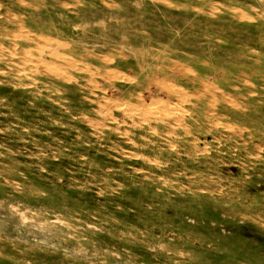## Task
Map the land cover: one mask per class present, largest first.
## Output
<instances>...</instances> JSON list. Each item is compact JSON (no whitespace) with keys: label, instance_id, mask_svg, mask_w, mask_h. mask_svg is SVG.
<instances>
[{"label":"rangeland","instance_id":"rangeland-1","mask_svg":"<svg viewBox=\"0 0 264 264\" xmlns=\"http://www.w3.org/2000/svg\"><path fill=\"white\" fill-rule=\"evenodd\" d=\"M0 264H264V0H0Z\"/></svg>","mask_w":264,"mask_h":264},{"label":"bare ground","instance_id":"bare-ground-1","mask_svg":"<svg viewBox=\"0 0 264 264\" xmlns=\"http://www.w3.org/2000/svg\"><path fill=\"white\" fill-rule=\"evenodd\" d=\"M216 4H217V3H216ZM66 5H67V4H66ZM28 8H29V6H28ZM218 13H219V12H218ZM19 20H20V19H19ZM32 35H33V34H32ZM41 36H42V35H41ZM40 38H41V37H40ZM24 39H25V38H24ZM35 39H36V38H35ZM41 39H42V38H41ZM12 40H13V39H12ZM43 40H44V39H43ZM46 40L49 41L48 38H47ZM55 40H56V39H54V41H55ZM40 41H41V40H40ZM44 41H45V40H44ZM47 41H46V42H47ZM56 41H58V40H56ZM29 42H30V41H29ZM37 42H38V41H37ZM58 42H59V41H58ZM61 43H62V42H61ZM46 44H47V43H46ZM51 44H52V41H51ZM59 44H60V43H59ZM43 45H44V44H43ZM52 45H53V44H52ZM60 45H61V44H60ZM46 46H47V45H46ZM66 46H67V44H66ZM29 49L31 50V49H34V48H29ZM57 51H58V50H57ZM174 51H175V50H174ZM39 52H40V54H42V53H41L42 51H39ZM24 53H25V52H24ZM24 53H23V55H24ZM53 53H54V52H53ZM26 54H27V53H26ZM52 55H53V54H52ZM58 55H59V54H58ZM60 55H61V54H60ZM24 56H26V55H24ZM1 57H2V56H1ZM30 58H31V57H30ZM44 58H45V56H44ZM52 58H54V57H52ZM99 58H100V57H99ZM104 58H105V57H104ZM36 59H38V58H36ZM24 60H25V59H24ZM22 61H23V60H22ZM36 62H37V60H36ZM36 62H35V63H36ZM39 62H40V61H39ZM64 62H65V61H64ZM111 62H112V61H111ZM37 63H38V62H37ZM41 63H42V62H41ZM66 65H67V64H66ZM175 65H176V64H175ZM40 66H41V65H40ZM68 66H69V65H68ZM176 66H177V65H176ZM46 67L48 68V66H45V69H46ZM69 67H71V66H69ZM33 68H34V66H33ZM39 68H40V67H39ZM41 68H42V67H41ZM174 68H175V67H174ZM34 69H35V68H34ZM178 69H179V68H178ZM185 70H186V69H185ZM36 71H37V70H36ZM45 71H47V70H45ZM156 71H158V70H156ZM181 71H182V69H181ZM181 71L178 70L179 73H180ZM92 72H93V71H92ZM111 72H112V71H111ZM111 72H110V73H111ZM113 72H114V71H113ZM158 72L160 73V71H158ZM190 72H192V71L190 70ZM40 73H41V72H40ZM89 73H90V72H89ZM107 73H108V71H107ZM114 73L116 74V72H114ZM114 73H113V75H114ZM182 73H183V72H182ZM58 74H59V73H58ZM111 74H112V73H111ZM214 74H215V73H214ZM221 74H222V73H221ZM107 75H109V74H107ZM117 75H118V74H117ZM103 76H104V74H103ZM103 76H102V77H103ZM119 76H120V75H119ZM146 76H147V75H146ZM61 77H62V76H61ZM92 77H93V76H92ZM95 77H96V76H95ZM111 77H112V75H111ZM129 77H130V76H128V78H129ZM131 77H132V76H131ZM131 77H130V78H131ZM100 78H101V76H100ZM103 78H104V77H103ZM106 78L108 79V77H106ZM61 79H62V78H61ZM65 79H66V77H65ZM109 79H110V78H109ZM125 79H126V78H125ZM158 79H159V78H158ZM160 79H161V78H160ZM57 80H58V79H57ZM62 80H63V79H62ZM67 80H68V79H67ZM110 80H112V79H110ZM113 80H114V79H113ZM117 80H118V79H117ZM132 80H133V79H132ZM132 80H131V81H132ZM149 80H150V79H149ZM163 80H164V79H163ZM165 80H166V79H165ZM121 81H122V80H121ZM126 81H127V80H126ZM131 81H129V82H131ZM147 81H148V80H147ZM63 82H64V81H63ZM90 82H91V81H90ZM92 82H93V81H92ZM147 83H148V82H147ZM158 83H159V82H158ZM94 85H95V84H94ZM107 85H108V84H107ZM165 85H166V83H165ZM105 86H106V85H105ZM157 86H158V85H157ZM159 86H161V85H159ZM167 86H168V85H167ZM91 87H92V86H91ZM109 87H110V86H109ZM112 87H113V86H112ZM170 87H171V86H170ZM212 87H213V86H212ZM212 87H211V88H212ZM92 88H95V86H93ZM158 88H159V87H158ZM160 88H161V87H160ZM199 88H200V87H199ZM167 89H168V88H167ZM178 89H179V88H178ZM98 90H99V89H98ZM123 90H124V89H123ZM99 91H100V90H99ZM119 92H120V90H119ZM166 92H168V90H166ZM176 92H177V91H176ZM207 92H208V91H207ZM168 93H169V92H168ZM181 93H183V92L181 91ZM196 93H197V92H196ZM196 93H195V94H196ZM154 94H155V93H154ZM174 94H175V93H174ZM176 94H177V93H176ZM185 94H186V93H185ZM195 94H194V96H195ZM147 95H148V94H147ZM181 95H183V94H181ZM192 95H193V94H192ZM185 96H186V95H185ZM189 96H190V95H189ZM101 98H102V97H101ZM101 98H100V99H101ZM105 98H106V97H105ZM148 98H149V97H148ZM151 98H152V97H151ZM176 98H177V97H176ZM178 98H179V97H178ZM115 99H116V98H115ZM115 99H114V100H115ZM181 99H182V98H181ZM186 99H187V97H186ZM188 99H189V98H188ZM102 100H103V99H102ZM114 100H113V101H114ZM160 100H161V99H160ZM160 100H158V101H160ZM179 100H180V99H179ZM127 101H128V100H127ZM163 101H164V100H163ZM107 102H109V101H107ZM160 102H161V101H160ZM110 103H111V102H110ZM162 103H164V102H162ZM162 103H161V104H162ZM165 103H166V102H165ZM113 104H114V105H112V104H111V105H112V106H117V104H116L115 102H114ZM123 104H124V102H123ZM125 104H126V103H125ZM125 104H124V105H125ZM127 104H129V103H127ZM151 104H152V103H151ZM154 104H155V103H153V105H154ZM158 104H159V103H157V105H158ZM167 104H168V103H167ZM147 105H148V104H147ZM147 105H146V106H147ZM149 105H150V103H149ZM121 106H122V105H121ZM128 106H129V105H128ZM143 106H145V104H144ZM164 106H166V105H164ZM98 107H99V106H98ZM102 107H104V106H102ZM102 107H101L100 109H102ZM108 107H109V106H108ZM108 107H106L107 109H106V108H105V109L108 110ZM110 107H111V106H110ZM110 107H109V108H110ZM118 107H119V106H118ZM125 107H127V105H126ZM153 107H154V106H153ZM166 107H167V110H168V106H166ZM166 107H164V108H166ZM114 108H115V107H114ZM127 108H128V107H127ZM136 108H138V107L136 106ZM144 108H145V107H144ZM148 108H149V107H148ZM150 108H151V107H150ZM162 108H163V107H162ZM100 109H99V110H100ZM112 109H113V108H112ZM117 109H118V108H117ZM119 109H121V108L119 107ZM142 109H143V108H142ZM142 109H141V110H142ZM160 109H161V108H160ZM160 109H159L158 112L161 111ZM173 109H174V108H173ZM103 110H104V109H103ZM125 110H126V109H125ZM127 110H128V109H127ZM132 110H133V109H132ZM135 110H136V109H135ZM139 110H140V109H139ZM139 110H138V111H139ZM164 110H166V109H164ZM164 110H163V111H164ZM170 110H171V109H170ZM116 111H117V110H116ZM123 111H124V110H123ZM145 111H147V109H146ZM149 111H150V110H149ZM154 111H155V109H154ZM154 111H153V114H156V113H154ZM163 111H162V113H163V115H164L165 112H163ZM176 111H178V110H176ZM135 112H136V111H135ZM135 112H133V114H134ZM102 113H103V112H102ZM124 113H125V111H124ZM124 113H123V114H124ZM127 113H128V112H127ZM138 113H139V112H138ZM140 113H141V112H140ZM145 113H146V112H145ZM147 113H148V111H147ZM147 113H146V114H147ZM151 113H152V111H151ZM169 113H171V112H169ZM100 114H101V112H100ZM100 114H99V115H100ZM104 114H106V113H104ZM123 114H122V115H123ZM130 114H131V113H130ZM130 114H129V115H130ZM142 114H144V113L142 112ZM153 114H152V117H150V116H148V117H149V118H153V117H154ZM157 114H158V113H157ZM157 114H156L155 117H157ZM160 114H161V112H160ZM175 114H176V113H175ZM131 115H132V114H131ZM144 115H145V114H144ZM158 115H159V114H158ZM138 116L140 117V115H138ZM145 116H146V115H145ZM171 116H172V115H170V117H171ZM125 117H126V115H125ZM136 117H137V116H136ZM161 117H162V114H161ZM167 117H168V116H167ZM104 118H105V117H104ZM159 118H160V117H159ZM174 118H175V117H174ZM138 119H139V118H138ZM140 119H141V118H140ZM155 119H156V118H154V120H155ZM162 119H163V117H162ZM165 119H166V118H165ZM179 119H180V118H179ZM86 120H87V119H86ZM91 120H92V119H91ZM141 120H142V119H141ZM144 120H145V117H144ZM167 120H168V118H167ZM177 120H178V119H177ZM155 121H156V120H155ZM161 121H163V120H161ZM171 121H173L172 117H171ZM179 121H180V120H179ZM138 122H141V121H138ZM87 123H88V122H87ZM163 123H164V121H163ZM163 123H162V124H163ZM173 123H174V122H173ZM178 123H179V122H178ZM213 123H214V122H213ZM145 125H146V124H145ZM166 126H167V125H166ZM179 126H181V125H179ZM179 126H178V127H179ZM174 127H175V126H174ZM148 129H149V128H148ZM176 129H177V128H176ZM153 130H154V129H153ZM153 130H152V131H153ZM181 130H182V128H181ZM123 132H124V131H123ZM168 133H169V131H168ZM153 134H154V133H153ZM165 134H166V133H165ZM139 138H140V137H139ZM144 140H145V139H144ZM248 155H249V154H248ZM195 205H196V204H195ZM197 206H198V205H197ZM174 211H175V210H174ZM253 249H254V248H253Z\"/></svg>","mask_w":264,"mask_h":264}]
</instances>
